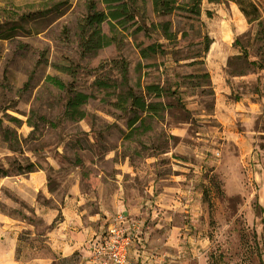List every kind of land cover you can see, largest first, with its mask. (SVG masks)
I'll list each match as a JSON object with an SVG mask.
<instances>
[{"label": "rangeland", "instance_id": "rangeland-1", "mask_svg": "<svg viewBox=\"0 0 264 264\" xmlns=\"http://www.w3.org/2000/svg\"><path fill=\"white\" fill-rule=\"evenodd\" d=\"M254 2L264 18V0ZM90 3L104 8L101 0H0V228L18 233L15 259L81 264L77 254H55L44 237L76 197L88 214L117 212L109 224L138 209L129 219L164 251L161 264H264V50L256 22L226 1L202 0L199 21L147 6L124 31L111 35L104 23L114 43L83 53ZM162 22L176 39L134 33ZM204 35L212 43L202 55ZM151 44L164 52L142 59L139 50ZM147 85L162 89L145 98L160 104L156 115L130 107L128 91L145 96ZM75 93L89 96L81 119L66 115ZM4 250L0 264H8Z\"/></svg>", "mask_w": 264, "mask_h": 264}, {"label": "trees", "instance_id": "trees-1", "mask_svg": "<svg viewBox=\"0 0 264 264\" xmlns=\"http://www.w3.org/2000/svg\"><path fill=\"white\" fill-rule=\"evenodd\" d=\"M209 3H220L221 1L234 3L240 13L244 16L247 24L257 25V37L260 41V48L264 50V18L260 12L259 7L254 0H207ZM201 2L202 0H101V4L104 6L103 10H96L95 3H90L89 14L84 18L80 25V40L81 49L83 53H90L104 47L110 46L115 41V37H109L102 33V25L104 23L109 25L111 35L116 33L118 28L123 31L126 29V25L132 23L135 25L137 14L146 9L147 6L151 7L153 13L158 15H168L178 13L182 17L191 20L199 21L201 16ZM208 15H210L208 13ZM19 27L16 24L15 28ZM160 31L161 36L168 41L176 39L173 32L170 31V23L162 22L159 24H151L149 27L139 25L135 28L134 33L143 32L145 35L150 36L153 31ZM212 41L204 35L202 38L203 50L202 55L207 53ZM159 44H151L139 50V56L142 59L150 58L157 53H163ZM244 57H247L246 52H243ZM202 57V56H199ZM251 65L262 69V64L257 62H250ZM127 69L123 67V81L126 83ZM53 86L60 90L66 89V85L56 78L48 77ZM145 96H137L131 90L128 91V99L131 100L130 107L136 109L141 114L156 115L158 113V107L160 104L151 103L146 101L147 95H154L160 97L162 89L156 85L145 86ZM70 91V90H69ZM89 96L83 93H75L73 96H69L66 105V115L71 119L83 118L84 113L79 111V107L82 106ZM135 118L132 123L137 121Z\"/></svg>", "mask_w": 264, "mask_h": 264}, {"label": "crops", "instance_id": "crops-1", "mask_svg": "<svg viewBox=\"0 0 264 264\" xmlns=\"http://www.w3.org/2000/svg\"><path fill=\"white\" fill-rule=\"evenodd\" d=\"M76 197L68 198L61 209L62 218L56 226L45 234L46 243L51 251L61 257L69 258L77 254L81 264H90V243L101 236L107 229L110 217L115 213L105 208H100L96 213L88 214L84 209H77ZM152 202L148 200L147 203ZM117 207V204H115ZM125 216L134 218L140 214L136 208L123 209ZM0 247L5 250L1 257L8 264H23L15 259V251L18 243V233L12 228H0ZM147 233L143 232L141 240L135 241L128 253V260L135 264H161L164 260V251L155 250L148 244L145 238ZM39 261V259H34ZM2 264H6L2 262Z\"/></svg>", "mask_w": 264, "mask_h": 264}, {"label": "built area", "instance_id": "built-area-1", "mask_svg": "<svg viewBox=\"0 0 264 264\" xmlns=\"http://www.w3.org/2000/svg\"><path fill=\"white\" fill-rule=\"evenodd\" d=\"M141 236L142 224L118 213L106 231L91 242L90 264H133L128 261V250Z\"/></svg>", "mask_w": 264, "mask_h": 264}]
</instances>
